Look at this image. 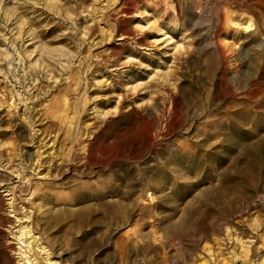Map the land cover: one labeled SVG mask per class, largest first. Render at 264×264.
<instances>
[{"label": "rangeland", "instance_id": "1", "mask_svg": "<svg viewBox=\"0 0 264 264\" xmlns=\"http://www.w3.org/2000/svg\"><path fill=\"white\" fill-rule=\"evenodd\" d=\"M246 27L264 37V0H0V144L27 157L47 143L57 155L69 151L75 136L91 143L95 155L118 158L101 178L81 181L108 183L96 185L104 193L64 206H56L57 195L72 201L70 190L53 191L50 203L34 199L29 222L51 254L49 264H118L110 243L101 241L86 255L82 248L104 232L108 217H102L111 208L101 205L131 209L142 205L146 190L160 207L155 215L167 264L189 263L202 238L200 220L211 231L227 222L250 238L252 221H264V80H258L264 52L247 48ZM156 29L172 40L174 54ZM170 66L169 86L151 79ZM167 93L179 116L163 143L148 149L149 126L162 120ZM116 106L119 115L97 120V111ZM132 170L122 186L115 182ZM132 178L134 196L120 197ZM4 211L0 200V264H18ZM69 211L73 221L84 215L101 223L69 236L66 224L52 221ZM135 221L127 230L112 225L110 236L133 229ZM149 223H138L140 236L150 237ZM36 258L46 264L44 255Z\"/></svg>", "mask_w": 264, "mask_h": 264}, {"label": "bare ground", "instance_id": "2", "mask_svg": "<svg viewBox=\"0 0 264 264\" xmlns=\"http://www.w3.org/2000/svg\"><path fill=\"white\" fill-rule=\"evenodd\" d=\"M122 17L129 18L127 13H122ZM228 24L236 27L232 22ZM248 30L249 27L244 28V33H249L245 38L247 48L255 47L261 53L264 52V37L260 31L256 29L250 33ZM155 32L161 34L162 40L160 44H164L166 48H171V53L174 54L177 49L171 45L172 40L167 38V35L162 34L159 29H156ZM261 37H263V40ZM125 40V38L120 37L117 39V43L122 44ZM216 46L218 49V44ZM173 54L169 57L170 59H172ZM11 63L9 62L8 65H11ZM210 65V71H213L216 65L214 62H210ZM171 66L173 67V65ZM171 66L165 70L167 71L165 74L156 72L151 79H161L169 86L168 79L172 70ZM220 77V81L223 84V74ZM258 78L260 81L264 80V58ZM173 97L169 93L165 95L163 98L162 120L155 123L154 130L152 126H149L148 133H151V135L149 134L148 136V149L155 148L163 143L167 138L165 130H167L174 118L179 116ZM120 111L121 107L116 106L111 113L97 111L96 117L100 123H105L110 117L114 118L119 115ZM85 128L87 132L91 129L90 127ZM191 130L192 127L188 126L186 133L191 132ZM80 139L81 137H73L70 142L71 147L66 154L55 155V153L50 151L51 147H48L47 143L41 144L37 148L38 151L33 155L34 157H26L18 153L15 146L11 143L0 144V175H2L0 178H5L4 181L0 180V200L5 208L3 217L7 221L6 233L10 236L8 246H13L14 243L17 247L12 253L17 258L18 264H40L36 258L37 255H44L45 263L49 264L47 259L51 254L44 252L46 248H41L44 243L39 244L40 239L36 238L37 234L33 232L29 222L30 218L28 215H30V211L35 210L33 207L34 199L40 198L50 203V199L55 196L53 191L70 190L72 201L62 195H57L58 200L56 202L60 204L56 206H64V204H70L71 202L76 204L92 197V193L96 190L104 193L106 187L109 186L108 183L91 184L88 181L85 183H81V181L101 178L103 171L114 167L118 158L107 155H95L92 152V144L88 142L86 144L81 143ZM41 150L43 151L40 152ZM121 174L120 177H114L115 182L120 183V186H122L123 181H128L134 176L133 170L122 171ZM160 176V178H163L164 174L161 173ZM35 181L40 182V185L36 187L34 185ZM130 182L131 184L124 188L125 192H120V197L131 198L134 196L138 185L133 178ZM97 184L102 185L105 189H98ZM115 190H118V187H115ZM151 198L149 190H146V192H141V200L138 202L142 205L131 206V209L128 206L119 204H113L112 206L109 204L101 205L100 207L103 209L111 208L110 217L107 213L102 217L103 222L108 217L104 232L97 240H91L85 248L83 247L81 254L90 253L91 248H94L97 243L102 241L110 243L117 257L118 264H127L131 258L140 259L143 264H167L166 245L163 244V236L159 234L162 231L158 229V221H156L155 215L160 207L152 205ZM144 201L148 203L145 204ZM28 204L30 209L25 210ZM72 214L73 212L69 211V216L64 214L56 215L52 220L57 224L58 222L66 224L65 233L69 236L73 232L74 236L77 237L84 224L89 228L90 225L101 223L95 222L92 218H84V215H79V219L76 222L72 220ZM85 214L86 216L88 215L87 213ZM134 219L136 221L133 223V229L123 234H121V231H117L115 235L110 236L109 230L112 225H115L117 230H127ZM143 220L150 221L149 227L152 230L150 237L139 235V230L143 225L138 227V223ZM204 223V220L195 223L202 238L194 248L193 257L187 264H264V221H252L250 238L248 239L238 236L227 222L223 224L220 230L215 231L205 228ZM82 234L80 233L81 236L78 241L83 239ZM87 236L89 234H85V237ZM147 257L149 258L148 260Z\"/></svg>", "mask_w": 264, "mask_h": 264}]
</instances>
